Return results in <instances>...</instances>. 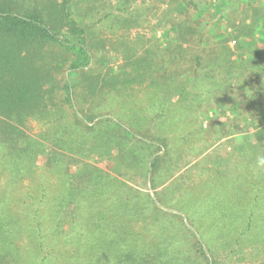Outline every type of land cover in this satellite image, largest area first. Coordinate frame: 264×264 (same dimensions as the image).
Here are the masks:
<instances>
[{"label":"rangeland","instance_id":"374dc122","mask_svg":"<svg viewBox=\"0 0 264 264\" xmlns=\"http://www.w3.org/2000/svg\"><path fill=\"white\" fill-rule=\"evenodd\" d=\"M75 1L93 53L75 80L78 104L95 131L64 126L58 116L65 114L49 123L30 119L21 130L41 144L37 159L23 157L24 145L12 154L0 138V264H118L116 250L91 248L130 236L131 224L126 244L140 239L145 249H159L167 240L174 264L203 260L192 227L211 244L206 257L264 264V205L255 211V232L240 236L255 197L264 196V168L256 165L264 154V135L256 138L264 129V0L232 1L217 27L204 25L216 50L203 54L204 62L210 55L222 70L196 82L188 78L194 64L172 65L168 53L177 34L171 16L186 10L180 1ZM104 118L125 129L117 134ZM161 140L162 151L148 149ZM153 153L163 160L151 183ZM67 194L77 196L73 206L81 213L57 217L55 205L70 200ZM125 203L148 208L149 220L126 213L119 219Z\"/></svg>","mask_w":264,"mask_h":264},{"label":"trees","instance_id":"16d2710c","mask_svg":"<svg viewBox=\"0 0 264 264\" xmlns=\"http://www.w3.org/2000/svg\"><path fill=\"white\" fill-rule=\"evenodd\" d=\"M178 1L186 10L173 13L171 16L173 29L177 31L176 39L168 50L170 59L173 61L172 65L178 66L180 63L187 62L190 66L189 62H191L196 67L188 76L191 81L196 82L200 76L211 79L214 77L211 76L212 73L221 71L222 67L221 64L217 65L218 62L215 63L210 55V59L204 62L203 54L216 52L215 49L211 50V44L205 41L204 25L208 26L209 31L217 27V19L220 16L223 17V9L226 10L235 0ZM87 26L76 13L75 0H0V138L12 154L19 144V146H26L23 157L27 155L36 159L40 157L41 144L34 143L21 130V126L30 119L48 122L47 118L65 114L58 116L59 119H65L64 126L68 123L77 124L87 133L95 131V121L86 118L79 108L80 85L75 81L77 77H84L85 69L93 61ZM219 45L221 44L217 46ZM195 46H200V51ZM156 57H153V61ZM154 64L156 66V63ZM167 70L169 72L168 67ZM172 73L176 76L180 75L177 68H174ZM185 85V83L179 84V90H182ZM67 119L73 122H67ZM104 121L113 126L117 134L125 129L123 122H116L110 118H104ZM262 135H264V129L257 131L256 138ZM61 140L63 141V138ZM30 142L35 147V153L33 148H30ZM160 142L161 145L153 142H148L146 145L149 150L154 147L162 151L164 146L166 148V144L164 140ZM161 160L163 158L159 153H153L149 157L146 170L147 181L154 182ZM1 163L2 166L5 164V169H9L6 159H3ZM260 195V198L255 197L249 208L245 230L240 236L255 232V211L259 208L263 210L262 205H264V196L262 193ZM68 196L70 200L63 197V202L59 201V204L55 205L57 217L68 218L74 216L75 212L81 213L78 209L80 207L73 206L76 204L77 196L71 194ZM149 205L152 204L149 203ZM121 206L122 208L116 210L117 214H121L119 219L122 218L123 213H126L135 222L140 217H144L143 222L149 220L150 210L144 209L143 205L135 203V205L127 206L125 203ZM233 214L236 215V213ZM135 226L136 224H131L128 228L127 233L130 236L135 233ZM191 231L193 247L202 250L203 260L197 256L194 260L182 259V264H223L214 258L206 257L205 252L211 251V244H208L195 227H192ZM126 236L128 235H123L125 238L116 237L113 240L102 241L91 249L94 253L116 250L118 264H153V258L156 256L159 257L156 264L176 262L170 253L171 245L167 240L159 242L162 245L159 249H145L140 239H132L126 244L128 239ZM235 242L239 243V238Z\"/></svg>","mask_w":264,"mask_h":264},{"label":"clouds","instance_id":"9594fccd","mask_svg":"<svg viewBox=\"0 0 264 264\" xmlns=\"http://www.w3.org/2000/svg\"><path fill=\"white\" fill-rule=\"evenodd\" d=\"M256 165L258 167L264 168V154L257 155V157H256Z\"/></svg>","mask_w":264,"mask_h":264}]
</instances>
